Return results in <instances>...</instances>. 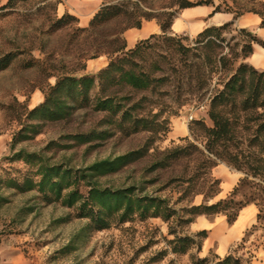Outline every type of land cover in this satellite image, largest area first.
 Masks as SVG:
<instances>
[{
	"label": "rangeland",
	"instance_id": "rangeland-1",
	"mask_svg": "<svg viewBox=\"0 0 264 264\" xmlns=\"http://www.w3.org/2000/svg\"><path fill=\"white\" fill-rule=\"evenodd\" d=\"M117 1L127 2L129 9L137 7L140 12L157 16L160 11H174L175 17L180 10L178 0H93L94 4L86 10L90 18L81 23L84 7L76 0H0V60H7L5 66L0 63V177L20 180L31 174L32 168L16 157L18 150L34 152L47 164L82 169L99 159L141 149L145 152L142 158L122 166L117 172L95 177L96 184L115 189L143 187V194L165 199L174 213L168 220L134 214L120 221L111 216L102 227L83 216L76 205L65 206L60 200L46 201L37 189L20 192L3 184L0 186V264H195L197 259L206 256L212 264L220 257L212 250L202 254L201 248L196 250L192 243L185 251L179 250V244L173 247L174 234L189 235L194 241L198 239L191 222L186 224L182 220L188 217L183 208L196 204L195 196L199 194L194 192L207 188L212 167L208 164L198 167L195 154L169 162L162 168L151 169L150 165L161 157L159 152L169 147L186 143L201 147L203 133L194 123H186L188 109L204 102V109L196 115L211 126L207 115L209 94L220 88L226 70L212 73L208 76V85L198 91L194 89L193 79L190 85L185 83L186 67L182 68L180 57L171 46L174 43L151 38L147 49L135 57V61L148 74L161 80L154 81L149 90L124 88L117 92L123 96L121 100L126 107L131 108L132 117L144 118L145 129L126 133L111 122L107 114L95 112L91 106L74 108L63 120L27 116L30 109L42 103L44 93L56 78L95 75L105 67L110 58L107 52L113 46L110 40L125 22L117 18L96 28H88V24L101 6ZM261 1L236 2L245 4L248 9L259 8ZM221 2L212 0L213 6ZM62 14L76 19L59 23ZM241 29L232 23L222 34L221 46L228 55L240 54L242 44L248 40L249 36ZM167 34L182 47L197 46L196 35L189 32L177 34L168 28ZM97 60H102L103 64L97 68L88 66ZM186 61L197 63L192 52L188 53ZM194 68L192 66L191 70ZM203 68L207 71L205 65ZM181 69L183 85L179 86V73L174 70ZM232 113L226 115L232 121L233 141L240 148L247 144L253 148L254 121L243 113ZM177 124L186 135L172 139L169 131ZM123 126L127 127L128 122ZM102 129L108 130L109 135L86 140V135ZM197 171L203 180H196L193 190L183 193L187 185L182 178ZM79 188L85 193L84 185ZM259 246H264V233L257 228L249 230L244 241L232 243L224 255L231 253L240 258L241 264H249Z\"/></svg>",
	"mask_w": 264,
	"mask_h": 264
},
{
	"label": "trees",
	"instance_id": "trees-1",
	"mask_svg": "<svg viewBox=\"0 0 264 264\" xmlns=\"http://www.w3.org/2000/svg\"><path fill=\"white\" fill-rule=\"evenodd\" d=\"M236 1L222 0L217 6H213L212 0H178L177 8L205 4L213 7L212 13L230 12L234 17L252 11L260 16V26H264V0L259 3V8L253 6L248 9L245 4H239ZM247 1L251 3L257 0ZM235 3H238V6H235ZM158 14L160 16L140 12L137 7L129 9L127 2L124 1L101 6L89 21L88 28H96V26L117 18H121L125 22L123 28L114 33L110 40L113 46L107 52L110 58L105 67L95 75H80V77L63 75L56 78L54 84L49 86L44 93L42 103L30 109L27 116L40 120H63L71 114L74 108L91 106L93 111L107 114L110 121L126 133H133L139 128L145 129L144 118L132 117L129 111L131 108L126 107L121 100L123 96L118 95L117 92L124 88L138 91L149 90L154 81H160L161 78L153 77L141 68L140 64L135 61V57L147 49L148 41L151 38L174 43L171 46L178 53L182 68L186 67V76L188 77H185V83L190 85L193 79L194 89L198 91L204 89L208 85V76L210 77L212 73H222L225 70L227 73L220 88L215 90L212 95L209 94L211 99L207 115L211 126H207L201 118L191 121L203 133L201 147L194 143L169 147L159 152L161 157L153 161L150 167L151 169L162 168L169 162L195 154L198 161L197 166L203 167L208 164L207 166L212 167L216 161H222L227 166L241 171L243 175L239 177L230 193L214 203H208L207 199L217 192L219 184L216 179L210 178L204 191L194 192V194L202 195V202L183 208L184 214L188 217L182 220L188 224L199 215L210 217L224 214L227 222L232 223L242 206L254 203L258 208L256 218L259 223L252 225L249 230H256L264 221V71L251 67L243 60L251 54L252 43L264 47V41L241 29L240 31L249 36L248 40L242 44L240 54L228 55V52H224L221 46L223 43L222 34L232 25V21H228L217 26L203 28L196 35L197 46L189 49V47H182L181 44H178V40H174L167 34L175 12L160 11ZM153 18L158 22L162 33L151 34L148 38L136 42L131 49H126L125 40L121 37L123 31L131 27L138 28L143 21ZM68 19L75 20L76 18L62 14L57 22H65ZM189 52H192V58L197 60V63H187L186 58H188ZM6 61L5 59L0 60L2 66L7 64ZM204 65L207 67V71H204ZM192 66L195 67L193 70H191ZM157 67L155 65V68ZM174 71L179 73L177 81L178 85L182 86L183 81L180 78L182 69ZM229 112H233L232 114L235 115L243 113L248 119L254 121L253 148H251V144L240 148L235 143L236 141H233L232 121L226 115ZM124 122H128L127 127L123 126ZM31 127L30 129H33V126ZM107 135H109V131L102 129L99 132L89 133L85 138L92 140L104 138ZM260 135H263L262 139L257 140ZM144 153L141 149H134L112 158L99 159L82 169H71L47 164L40 155L34 152L26 153L23 150H18L15 153L16 157L32 168L31 174L24 175L20 180L0 177V186L5 184L20 192L37 189L46 201L60 200L61 204L65 206L76 205L83 216H88L92 222L102 227L107 225L104 222L105 219L111 216H116L120 221H126L134 214L143 218L160 216L164 220H168L174 211L168 207L166 200L155 195L143 194V187L126 186L115 189L98 186L94 180L95 177L117 172L122 166L142 158ZM200 174L197 171L187 178H182V182L187 185L183 193L186 194L193 190L192 187L195 186L193 184L196 180L202 179ZM80 185H84L86 188L85 193L81 192ZM249 230L241 238L242 241L245 240ZM194 236L198 237L197 241H194V237L189 235L174 234L173 247L176 248V244H179V250L185 251L186 247L192 243L196 250H199L206 237V230H199L194 233ZM195 264H209V259L207 256L197 259ZM212 264L241 263L239 257L229 253L222 258L217 257Z\"/></svg>",
	"mask_w": 264,
	"mask_h": 264
},
{
	"label": "crops",
	"instance_id": "crops-1",
	"mask_svg": "<svg viewBox=\"0 0 264 264\" xmlns=\"http://www.w3.org/2000/svg\"><path fill=\"white\" fill-rule=\"evenodd\" d=\"M76 1L79 2L81 7H84L82 8L84 10H82L80 14V22L84 23L91 16L86 10H89V7L94 4L93 0ZM212 9V6L205 4L184 7L173 17L169 30L177 34L189 32L190 34L197 35L207 26H217L221 23L232 21L236 27L247 29L260 40L264 41V26H260L261 18L257 13L252 11L244 12L234 17L230 12L217 11L216 13H212ZM161 33L162 30H160L159 24L155 19L145 20L140 27H131L125 30V48L131 49L139 40L146 39L151 34ZM243 62H246L257 70L264 71V47L257 43H252V52ZM99 64H103V61H91L88 66L97 68ZM185 132L182 127L177 124L172 131H169V134H172H170L169 137L173 139L176 136H185ZM210 176L216 179L219 184L217 192L207 199L208 203H214L215 201L222 200V198H225L230 193L239 180V177L242 176V173L227 167L221 162L215 163V165L212 166ZM202 200L201 194L195 196L196 204L201 203ZM257 212L258 208L256 205L254 203H249L239 209L236 219L232 223L227 222L224 214L210 217L203 215L196 216L191 222L194 226V230H206V237L201 244L200 251L202 254H206V252L212 250L214 254L223 257L232 243L240 240L252 225H257L259 223L256 218ZM260 225L258 229L264 233V221ZM249 264H264V246H259L258 249H256Z\"/></svg>",
	"mask_w": 264,
	"mask_h": 264
},
{
	"label": "built area",
	"instance_id": "built-area-1",
	"mask_svg": "<svg viewBox=\"0 0 264 264\" xmlns=\"http://www.w3.org/2000/svg\"><path fill=\"white\" fill-rule=\"evenodd\" d=\"M205 107V103L202 102V104L198 105L197 107H190V109H188V114H187V118H186V123L191 122L194 119H198L200 118L197 114V112L202 111V109H204Z\"/></svg>",
	"mask_w": 264,
	"mask_h": 264
}]
</instances>
